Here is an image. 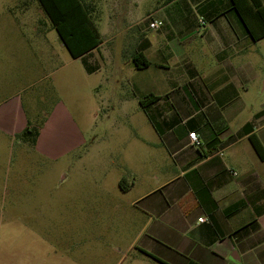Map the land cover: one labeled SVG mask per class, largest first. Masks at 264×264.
I'll return each mask as SVG.
<instances>
[{"label":"crops","instance_id":"crops-1","mask_svg":"<svg viewBox=\"0 0 264 264\" xmlns=\"http://www.w3.org/2000/svg\"><path fill=\"white\" fill-rule=\"evenodd\" d=\"M94 15L102 43L77 59L99 75L103 106L141 105L173 164L137 199L141 253L165 264H264L263 40L231 0H112L109 14ZM137 53L148 67L135 66Z\"/></svg>","mask_w":264,"mask_h":264},{"label":"rangeland","instance_id":"rangeland-1","mask_svg":"<svg viewBox=\"0 0 264 264\" xmlns=\"http://www.w3.org/2000/svg\"><path fill=\"white\" fill-rule=\"evenodd\" d=\"M98 83L36 0H0V264H161L139 249L137 199L172 160L141 105L103 106ZM28 123L43 127L36 146L19 138Z\"/></svg>","mask_w":264,"mask_h":264},{"label":"trees","instance_id":"trees-1","mask_svg":"<svg viewBox=\"0 0 264 264\" xmlns=\"http://www.w3.org/2000/svg\"><path fill=\"white\" fill-rule=\"evenodd\" d=\"M36 1L74 59L88 53L102 43V35L93 19V10L85 0ZM231 3L251 38L255 42L263 40L264 2L262 0H231ZM133 61L139 69L150 65V62L141 53L135 54ZM41 129L42 126L36 127L28 123L19 138L25 143L36 146ZM256 149H259L257 145ZM123 189L125 190V188ZM189 264L197 263L190 262Z\"/></svg>","mask_w":264,"mask_h":264},{"label":"built area","instance_id":"built-area-1","mask_svg":"<svg viewBox=\"0 0 264 264\" xmlns=\"http://www.w3.org/2000/svg\"><path fill=\"white\" fill-rule=\"evenodd\" d=\"M200 23H201L202 25H205V24H206L205 21H204L203 19H201ZM163 26H164L163 21H153V22L150 24V28L153 29V30H159V29H161ZM189 138H190V140H191V145H192V146H194V147H198V146H200V144H201V143H200V140H199V138H198V136H197V134H196L195 132L190 133V134H189ZM220 155L222 156L221 153H220ZM199 221H200L201 223H203V222L206 221V219H205V218H201Z\"/></svg>","mask_w":264,"mask_h":264}]
</instances>
